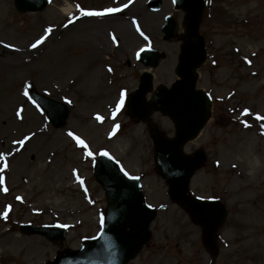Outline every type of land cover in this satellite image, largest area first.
<instances>
[{
    "label": "rangeland",
    "instance_id": "1",
    "mask_svg": "<svg viewBox=\"0 0 264 264\" xmlns=\"http://www.w3.org/2000/svg\"><path fill=\"white\" fill-rule=\"evenodd\" d=\"M148 1L51 0L44 11L21 15L14 0H0V264L47 263L99 234L106 199L93 163L101 152L141 179L148 204L158 210L151 240L129 264H210L203 229L169 201L156 173L146 125L133 123L120 106L145 70L136 56L143 43L168 56L152 70L154 86H170L177 78L186 13L172 0L151 12ZM65 4L69 14L59 9ZM119 14L123 22L109 19ZM167 15L177 28L165 42ZM126 28L137 37L127 44ZM200 32L208 59L198 88L212 96L213 109L185 149H202L208 157L190 188L195 197L220 200L230 213L218 233L216 264H264V119H256L264 118V0H207ZM29 84L67 105L64 127H52L31 100ZM153 121L174 136L170 119L155 114ZM69 132L88 147L77 145ZM23 224L62 225L67 239L52 244L24 235L18 230Z\"/></svg>",
    "mask_w": 264,
    "mask_h": 264
},
{
    "label": "water",
    "instance_id": "2",
    "mask_svg": "<svg viewBox=\"0 0 264 264\" xmlns=\"http://www.w3.org/2000/svg\"><path fill=\"white\" fill-rule=\"evenodd\" d=\"M49 0H15L20 13L42 11ZM178 8L188 12L185 24L187 42L182 48L177 81L171 89L159 88L154 100L145 103V94L152 88V76L145 74L142 78L140 91L130 99L127 109L134 119L149 120L153 110H160L169 115L177 128L176 138L165 140L153 125L151 136L156 147L157 171L171 187V196L183 203L197 223L207 225V245L214 248L215 231L225 221L227 213L216 202L202 203L187 199L190 178L206 160L203 152L192 157L183 155V146L195 138L211 115V101L202 91H196L198 75L196 69L205 61L204 39L198 34V27L203 11V0H174ZM149 7L153 10L161 8V0H152ZM165 28L166 40L172 36L173 22ZM164 54L156 51L145 52L141 62L146 66L157 67ZM32 98L52 118L53 124L60 127L67 118L64 105L32 91ZM95 176L106 191L108 210L105 218V229L99 239L86 242L85 249L69 254L60 253L53 263L48 264H126L134 258L139 247L149 237L148 225L155 213L147 209L141 196L136 180L127 179L119 167L104 156L96 164ZM133 226L134 230L127 233L125 228ZM26 234L45 236L52 242L63 241L65 230L53 228H37L23 226ZM214 250V249H213ZM112 258V259H111Z\"/></svg>",
    "mask_w": 264,
    "mask_h": 264
},
{
    "label": "snow or ice",
    "instance_id": "3",
    "mask_svg": "<svg viewBox=\"0 0 264 264\" xmlns=\"http://www.w3.org/2000/svg\"><path fill=\"white\" fill-rule=\"evenodd\" d=\"M116 11H119V9H110V10H109V12H116ZM85 14L88 15V16H100V15H103V13H100V12H86ZM49 31H51V29H49ZM141 34H143V33H141ZM40 43H43V40H39V41H37V43H34V44L32 45V47L35 48V47H37V45L40 44ZM123 103H124V101H123V99H122V100L120 101V106H123ZM246 114H247V113H246ZM97 119H99V117H97ZM256 119H257V120H260V119H264V118H262V117H260V116H256ZM68 135H69V136H72L73 139L76 141V143H77L78 145H80L81 147H83V148H87V147H88V145L85 143L84 140H82L81 138H79V137H77V136H74L73 133L69 132ZM88 155H89V156H92L93 154H92L91 151H89V152H88ZM101 155H102V156H106V157H108L109 159H112V157H111L107 152H102ZM121 171H123V168H121ZM124 175L127 176V177H128L129 179H131V180L139 179L138 177L130 176L127 172H124ZM5 191H6V189H5ZM4 215H5V218H7V213H5ZM58 227H63V226H62V225H59Z\"/></svg>",
    "mask_w": 264,
    "mask_h": 264
},
{
    "label": "bare ground",
    "instance_id": "4",
    "mask_svg": "<svg viewBox=\"0 0 264 264\" xmlns=\"http://www.w3.org/2000/svg\"><path fill=\"white\" fill-rule=\"evenodd\" d=\"M166 7L168 8L169 6L166 4ZM59 9H60V11L61 12H63L64 14H69L70 13V11L72 10V8H71V6H69V5H67V4H65L64 6H60L59 7ZM120 16H118L119 18H114V17H109V19H112V20H120L121 22H123L124 20H125V18H123V16H122V14H119ZM132 18L134 19V18H136L135 17V15L134 16H132ZM125 27H126V25H125ZM126 32H125V36H124V38L127 40H124V42L127 44V42H128V40H130V41H134V40H136L137 39V37H136V35H134L133 33H130L129 31H128V29L126 28V30H125ZM12 66H14L13 64H12ZM107 121V118L105 117V118H103L100 122H106ZM256 130V132L257 133H260L259 132V129H255ZM263 135H264V133H262ZM70 143H71V141H69ZM118 145H120L119 143H118ZM21 264H27V262H22Z\"/></svg>",
    "mask_w": 264,
    "mask_h": 264
}]
</instances>
